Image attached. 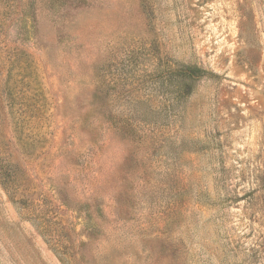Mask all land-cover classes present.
Wrapping results in <instances>:
<instances>
[{"label":"rangeland","instance_id":"374dc122","mask_svg":"<svg viewBox=\"0 0 264 264\" xmlns=\"http://www.w3.org/2000/svg\"><path fill=\"white\" fill-rule=\"evenodd\" d=\"M0 264H264V0H0Z\"/></svg>","mask_w":264,"mask_h":264},{"label":"trees","instance_id":"16d2710c","mask_svg":"<svg viewBox=\"0 0 264 264\" xmlns=\"http://www.w3.org/2000/svg\"><path fill=\"white\" fill-rule=\"evenodd\" d=\"M208 71L198 65H189L179 63L173 69V74L178 86H182L183 90H188V94L192 91V85L197 80L203 78Z\"/></svg>","mask_w":264,"mask_h":264}]
</instances>
